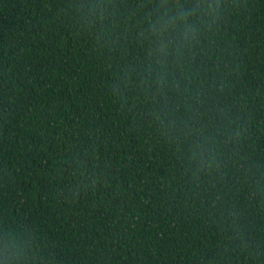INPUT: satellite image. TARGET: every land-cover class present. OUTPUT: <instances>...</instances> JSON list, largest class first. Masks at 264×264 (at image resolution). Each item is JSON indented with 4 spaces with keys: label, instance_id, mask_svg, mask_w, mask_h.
Listing matches in <instances>:
<instances>
[{
    "label": "trees",
    "instance_id": "16d2710c",
    "mask_svg": "<svg viewBox=\"0 0 264 264\" xmlns=\"http://www.w3.org/2000/svg\"><path fill=\"white\" fill-rule=\"evenodd\" d=\"M211 2L161 52L154 0H0L15 264H264V0Z\"/></svg>",
    "mask_w": 264,
    "mask_h": 264
},
{
    "label": "clouds",
    "instance_id": "9594fccd",
    "mask_svg": "<svg viewBox=\"0 0 264 264\" xmlns=\"http://www.w3.org/2000/svg\"><path fill=\"white\" fill-rule=\"evenodd\" d=\"M155 15L148 20L152 38L161 52H167L178 44L193 39L197 33L196 20L213 18L217 14V5L211 0H154ZM103 14V5H100ZM5 246L0 256L5 264H15L19 249L12 246L9 236H5Z\"/></svg>",
    "mask_w": 264,
    "mask_h": 264
}]
</instances>
